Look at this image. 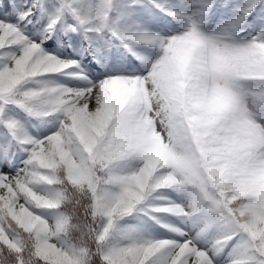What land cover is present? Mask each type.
<instances>
[{
	"label": "snow or ice",
	"instance_id": "obj_1",
	"mask_svg": "<svg viewBox=\"0 0 264 264\" xmlns=\"http://www.w3.org/2000/svg\"><path fill=\"white\" fill-rule=\"evenodd\" d=\"M0 264H264V0H0Z\"/></svg>",
	"mask_w": 264,
	"mask_h": 264
}]
</instances>
